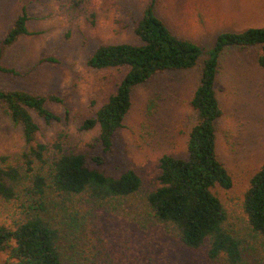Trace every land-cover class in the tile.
I'll use <instances>...</instances> for the list:
<instances>
[{
  "label": "trees",
  "instance_id": "1",
  "mask_svg": "<svg viewBox=\"0 0 264 264\" xmlns=\"http://www.w3.org/2000/svg\"><path fill=\"white\" fill-rule=\"evenodd\" d=\"M56 2L62 13L83 15L90 25L95 23L90 0ZM157 2L148 0L133 22L138 44L100 45L86 61L97 72L96 92L107 89L109 73L122 74L94 116L80 126L83 131L98 129L93 146H99L104 155L114 152L115 134L123 128L134 88L167 71L190 70L203 57L201 45L173 34L157 16ZM29 21L22 6L0 38L1 75H22L6 65L4 58L21 39L38 34L28 30ZM251 47H259L257 63L264 70V28L221 32L215 37L189 101L195 117L187 135L186 155L161 156L160 186L145 193V216L137 223L158 239L159 247L174 243L185 249L189 254L178 264H251L264 259V162L243 196L244 224H233L212 192L216 187L229 190L232 186L216 153L215 125L222 115L215 88L219 58L228 48ZM36 64L55 66L59 61L47 55ZM49 105L62 106L63 99L55 94L0 89V112L19 129L25 145L15 156H0V201L14 205L19 213L10 225L0 224V254L5 256L1 264H79L71 251L88 226L106 217L116 201L142 191L135 172L105 173L103 156L88 160L85 153L66 149L63 134L41 142L39 120L46 126L68 120L67 110L59 116ZM136 256L138 260L129 259L127 264H141L147 253L137 250Z\"/></svg>",
  "mask_w": 264,
  "mask_h": 264
},
{
  "label": "rangeland",
  "instance_id": "2",
  "mask_svg": "<svg viewBox=\"0 0 264 264\" xmlns=\"http://www.w3.org/2000/svg\"><path fill=\"white\" fill-rule=\"evenodd\" d=\"M148 0H90L95 14L93 25L83 15L72 16L59 10L56 0H0V38L11 27L22 6L30 21L28 30L37 35L21 39L5 54L4 63L21 72L14 77L0 74V89L23 90L31 94H55L63 105H49L57 115L67 110L68 120L46 126L38 121L41 142L56 134L66 149L85 153L90 160L103 156L105 173L117 176L135 172L141 192L116 201V206L96 225L91 224L71 254L79 264H127L147 256L141 264H178L188 252L174 243L158 246L138 221L145 216V193L159 188V159L163 155L184 157L189 128L195 112L189 105L199 83L202 62L215 37L221 32H242L264 28V0H158L155 11L179 37L201 45L203 57L187 71H167L133 89L131 107L123 128L115 134V149L104 155L93 146L98 129H80L106 101L122 74H108L110 84L96 92L97 72L86 66L100 45L138 44L133 33ZM259 47L228 48L219 58L215 88L222 115L215 125L216 153L232 180L229 190L216 187L213 193L225 206L230 221L244 224L243 196L251 177L264 162V70L259 67ZM54 55L59 64L37 65L43 56ZM25 149L19 129L0 112V156H15ZM19 216L12 204L0 201V224L10 225ZM95 226V227H94ZM5 256L0 254V264ZM259 259V258H258ZM138 260V259H137ZM264 261V259H262ZM262 260L251 264H264Z\"/></svg>",
  "mask_w": 264,
  "mask_h": 264
}]
</instances>
